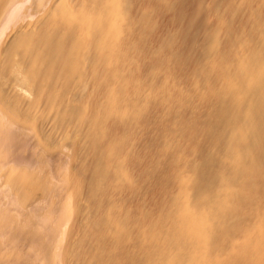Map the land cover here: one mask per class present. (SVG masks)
Listing matches in <instances>:
<instances>
[{"label":"bare ground","instance_id":"bare-ground-1","mask_svg":"<svg viewBox=\"0 0 264 264\" xmlns=\"http://www.w3.org/2000/svg\"><path fill=\"white\" fill-rule=\"evenodd\" d=\"M5 167L32 264H264V0H0Z\"/></svg>","mask_w":264,"mask_h":264},{"label":"crops","instance_id":"crops-1","mask_svg":"<svg viewBox=\"0 0 264 264\" xmlns=\"http://www.w3.org/2000/svg\"><path fill=\"white\" fill-rule=\"evenodd\" d=\"M8 168H9V170H12V168H14L13 169V171L12 172H9V173H11V175L13 176V174H14V180H13V178H12V176L10 175L9 176V173H7L9 170H8ZM8 168H3V170H1L0 171V174H2L1 176H2V178H1V181L2 182H7L8 184H10V187H11V192L13 193V195L15 196V203H16V206L18 207V209L16 208V210H14L13 211V206L10 204V202L8 201V200H6V199H3L1 202H0V214H2V213H4L7 209V212H5V215L3 214V215H0V235H1V238H0V242H2V243H0V254H2V255H0V264H9V261L7 262V255L9 254V256L12 254H14L15 256V258L14 259H16L19 255H21V256H19V257H21L22 258V262L20 261V260H15V262L14 263H12V264H32V263H30L31 262V255H32V253L34 252L33 250H32V247H31V241H32V231H27V230H30L32 227H28L29 225L31 226V221H32V218H31V214H30V211H31V204H32V199H31V182H29L30 183V185L28 184V181H30V177H29V179H28V181H26V175H24V173H22V172H20V171H17L16 170V172H15V167H12L11 169H10V167H8ZM4 169H7L6 170V174L4 173L5 172V170ZM18 173V174H17ZM21 173H22V175H21ZM8 174V175H7ZM27 174V173H26ZM6 175V176H5ZM28 175V174H27ZM9 176V177H8ZM6 177V178H5ZM28 177V176H27ZM21 179V182H19L18 183V185H17V183H15V180H17V179ZM25 178V179H24ZM4 179H6L5 181H4ZM23 179V180H22ZM23 181V182H22ZM25 181H26V185H29L28 187L30 188V189H28V187H26V185H23V183L25 184ZM14 183V184H13ZM21 183V184H20ZM14 186H16V187H14ZM22 186H24V187H26V190H27V192H26V190H23L24 188L22 187ZM21 188H22V190H21ZM17 189H18V191H17ZM29 190V191H28ZM17 193H16V192ZM20 191H23L22 193L20 192ZM26 193V195L27 194H30V200L28 199L29 198V195L26 197L25 195H23V196H25V197H22V195L21 194H23V193ZM18 194H19V196H18ZM18 198V199H17ZM27 198V200H25ZM22 199H23V201H22ZM18 201H19V203H18ZM22 203H21V202ZM28 202V203H26V202ZM30 201V202H29ZM24 202V203H23ZM31 203V204H30ZM7 205V207L5 206V205ZM24 204V205H23ZM27 204H28V206H27ZM21 205V206H20ZM3 206V207H2ZM26 206H27V208H26ZM2 207V208H1ZM8 207H11V209L10 208H8ZM23 207V208H22ZM25 207V208H24ZM29 207H30V209H29ZM2 209V210H1ZM26 209V210H25ZM3 210H5V211H3ZM29 210V211H28ZM8 211H10L9 213H8ZM17 211H18V213H17ZM22 211V212H21ZM13 212V213H12ZM15 212L17 213V216L19 217V218H17L16 217V214H15ZM25 212H27L28 214H26ZM10 213H11V215H10ZM6 214H8V216L6 215ZM15 215V217L17 218V219H15L14 218V215ZM26 214V215H25ZM13 215V216H12ZM28 215V217L30 218V220L28 219V218H26V216ZM7 218V220H6V218ZM24 217V218H23ZM4 218V219H3ZM22 218L24 219L23 221H22ZM25 218H26V220H28V221H26L25 222ZM10 219V220H9ZM15 220H17V222L15 221ZM20 220L22 221L21 223H20ZM10 221V222H9ZM7 222V223H6ZM14 223H15V225L16 226H14V228H12L13 227V225H14ZM24 224V229H21V228H23V224ZM29 223V224H28ZM4 224V225H3ZM9 224V225H8ZM17 224H19V226L17 225ZM21 224V225H20ZM18 226V227H17ZM26 226V227H25ZM4 228V229H1V228ZM8 227V228H7ZM7 228V229H6ZM15 228H17V230H15ZM27 228V229H26ZM29 228V229H28ZM5 229H6V231H5ZM12 229V230H11ZM15 231H14V230ZM19 229V230H18ZM2 230V231H1ZM17 231H21V232H17ZM24 231V232H23ZM26 231H27V233H28V235H29V237L31 238H29L28 237V235H27V233H26ZM5 232V233H4ZM7 232H8V235H7ZM29 232H30V234H29ZM16 233L18 234V236H15L16 235ZM6 235V236H5ZM12 237H11V236ZM3 236V237H2ZM10 237V238H12V239H8L7 237ZM26 236V237H25ZM4 237H6L5 239H2V238H4ZM13 237H14V239H13ZM29 238V240H28V238ZM1 239H2V241H1ZM8 241L7 243L6 242H4V241ZM18 240V241H17ZM13 241V243H11ZM15 241V242H14ZM22 241V242H21ZM30 241V242H29ZM24 242V243H23ZM27 243H29V244H27ZM16 244V245H15ZM21 244H22V248H20L21 247ZM23 244H25V246L23 245ZM5 245V246H4ZM11 245V246H10ZM13 245V246H12ZM20 245V246H19ZM8 246V247H7ZM18 246V247H17ZM17 247V248H16ZM25 247V248H24ZM31 247V248H30ZM6 248H7V250H6ZM24 248V249H23ZM10 249H12V250H10ZM20 249V250H19ZM38 252L37 253H40V252H43V251H41V250H44V253L43 254H47L48 253V251H49V253H51V250L50 249H45V247H41V246H37V249H36ZM36 250H35V252H36ZM2 252V253H1ZM53 252V251H52ZM4 254V255H3ZM19 254V255H18ZM11 255V256H12ZM22 255H23V257H22ZM2 256H4V258H5V256H6V258H5V260H4V258L2 257ZM29 259H28V258ZM2 259V260H1ZM12 260V259H11ZM10 260V262H12ZM30 260V261H29ZM20 261V262H19ZM6 262V263H5ZM11 264V263H10Z\"/></svg>","mask_w":264,"mask_h":264},{"label":"rangeland","instance_id":"rangeland-1","mask_svg":"<svg viewBox=\"0 0 264 264\" xmlns=\"http://www.w3.org/2000/svg\"><path fill=\"white\" fill-rule=\"evenodd\" d=\"M68 186H70V184H69V183H68ZM71 202L74 204V201H73V200H72ZM72 209H73V213H72V215H73V217H74V216H75V215H74L75 204H74V206H73V208H72Z\"/></svg>","mask_w":264,"mask_h":264}]
</instances>
